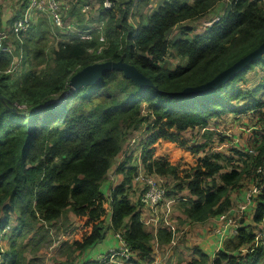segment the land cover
Here are the masks:
<instances>
[{"label":"trees","instance_id":"1","mask_svg":"<svg viewBox=\"0 0 264 264\" xmlns=\"http://www.w3.org/2000/svg\"><path fill=\"white\" fill-rule=\"evenodd\" d=\"M4 1L0 0V29L8 28L25 4V0H17L16 9L4 19L3 12L8 8ZM79 1L86 0H77V4ZM132 1L115 0L110 8L98 7L103 42L95 36L81 40L73 32L55 27L58 40L50 48L51 63L41 68L26 66L30 48L27 41H18L13 35L8 39L16 49L21 48L22 57L11 73L4 71L11 55L0 51V229L10 225L14 213L16 223L11 232L16 235L22 236L23 229L35 222L33 235L39 233L38 237L28 242L37 249L48 233L44 226H67L68 213L86 216V222L91 224L89 232L71 240L65 260L57 264L72 262L75 254L100 241L105 229L125 241L132 252L129 264H151L154 241L163 253L169 240L189 223L204 224L228 211L232 204L230 192L239 186L242 177L253 180L264 152V136L251 150L234 146L226 154L209 149L213 135L210 124L226 114L238 117L247 113L257 121L260 117L264 129V76L259 75L262 82L253 86L239 84L246 81V73L255 65L264 68V53L215 89L197 95L180 92L185 86L209 79L264 39V1L227 0L222 13L199 32L188 35L189 26L180 24L173 36H169L173 27L205 16L217 0H162L143 23L135 26L127 22ZM148 1L135 0L137 6ZM77 4L65 11L62 20L74 14L80 22ZM42 31L52 33L49 27ZM31 35L32 32L28 38ZM101 43L102 48L96 52ZM172 52L184 62L164 64ZM33 53L34 58L42 56L43 49ZM108 59L133 64L151 85L140 86L120 70L112 69L95 84L68 86V78L75 70ZM54 96L59 98L55 100ZM142 126L144 136L135 140L138 152L123 150L127 132ZM194 128L202 131L203 140L186 145L181 132ZM158 138L202 153L181 177L176 165L163 156L152 155L151 144ZM122 150L123 156L113 167L120 178L104 193L101 184L112 160ZM137 160L143 173L175 179L170 187L165 184L163 194L164 199L171 200L169 219L173 207L177 205L179 209L181 223L174 225V234L160 222L153 231L152 224L143 221L149 210L140 201L146 184L136 178ZM251 206L253 222L264 220V184L253 195ZM240 223L234 237L224 240L213 254L195 245L191 248L194 256L176 264H259L264 257V234L257 240L252 226ZM13 241L10 236L9 249L3 251L0 264L26 261L20 250L13 249ZM227 242L233 246L230 248ZM239 246L245 250L237 249ZM232 249H236L234 254Z\"/></svg>","mask_w":264,"mask_h":264},{"label":"rangeland","instance_id":"2","mask_svg":"<svg viewBox=\"0 0 264 264\" xmlns=\"http://www.w3.org/2000/svg\"><path fill=\"white\" fill-rule=\"evenodd\" d=\"M19 1V0H18ZM17 0H5L4 3L7 5V10L5 13V16L8 17L12 14V12L16 9L18 5ZM190 1V0H187ZM264 1V0H263ZM162 0H149L146 2L143 6L136 4L135 0L132 1L130 7H129V15L127 17V22L131 25L135 26L138 22H144L147 14L155 8L159 3H161ZM224 5H227V0H217L214 8L210 10L205 16L195 18L191 21H183L182 23L177 24L175 27L172 28V30L169 33V36H173L178 32L180 24L182 25H188V29L186 30V33L190 35L191 33L199 32L204 27V22L208 20L210 22L211 19H214L217 15L221 14ZM94 8H91L89 10V14L94 16ZM40 19H37L35 21H32L30 23V27L26 32H23L21 36V41L24 42L27 41L28 47L30 48L29 52V58L26 61V66L31 68H41L46 64H50V48L54 47L56 45L57 36L56 31H54V28L49 27V31L52 33H49L48 31H42L43 27H46V22H39ZM32 32L33 35H31L30 38H28L29 33ZM43 34V35H42ZM43 36L35 42L37 37ZM100 45V44H99ZM98 45V46H99ZM97 46V47H98ZM37 48L43 49V55L37 56L36 58L33 57L34 53L33 51ZM97 50V48H96ZM95 50V51H96ZM99 52V51H96ZM33 53V55H32ZM184 58H180L176 54H173L166 57L164 64L168 66L175 65L177 63H183ZM259 75L264 76V68H260L259 66L255 65L254 69H250L246 73V81H242L239 84L243 87H249L252 84L254 85L255 82H262L261 79L257 78ZM257 78V79H256ZM252 85V86H253ZM262 90V89H261ZM264 90V88H263ZM264 93V92H263ZM58 96H54L53 99H58ZM19 107H22V105L18 104ZM264 112V108L262 109ZM260 117H258V121L254 116L251 114H241L238 117H232L230 115L219 117L218 120L213 121L210 124V128L212 129L211 132L213 135L211 136V143L209 144V149L228 153L231 150L230 148H241L242 150H251L252 147L258 142L260 139V136H264V129L262 126V122L260 123ZM213 125V126H211ZM201 130H198L196 128L192 130H185L181 132L180 138L186 139V145L190 144V142H201L203 140V137L201 136ZM144 136L143 134V126L140 127L137 130L134 131H128L126 136L124 137V141L122 143L123 150H134L135 146H137L135 143L140 138ZM133 139V140H132ZM136 140V141H135ZM153 152L152 155L154 157L163 156L165 157L170 163L177 166L178 174L183 177L184 172H187L191 169V167L196 163V156L197 154H201L202 152L193 153L190 152L187 147L179 145L175 141H170L167 139H161L158 138L153 144ZM123 150L119 154H117L114 159L112 160V164L110 169L108 170L106 180H103L101 184V190L106 193L108 189V185L117 181L120 176H116V174L113 171V167L117 161L121 159L123 156ZM135 152H138V148L135 149ZM166 188L170 187L173 182H175V179L170 176H164ZM258 182V178L256 176V173L254 174L253 180L246 178L245 176L242 177L239 180V186L235 189H232L230 192V199H231V209L234 210L237 208V205L243 201V196L247 191H249L253 186H255ZM184 192V191H183ZM134 193L131 192V195ZM133 198V197H132ZM252 202L249 204L248 209V215L242 216L236 220L238 223L239 220L242 219H249L252 220V212L253 208L251 206ZM103 207L107 211V205L105 202H103ZM179 213V209L177 208V205L173 207L172 214H171V223H173L176 226H179L181 223L179 220V216L177 215ZM251 215V216H250ZM15 213L13 217L10 219V225L9 228H6L5 233L0 236V246L2 247L3 251L9 249V241L10 236H13L14 241V247L13 249L23 253L24 258L26 261L23 262V264H57L59 261H64L65 259V253L67 252L66 248L67 245L71 242L73 239H80L81 236L85 233H88L90 230V223L86 222L87 217L86 216H73L70 213H68V217L74 218L70 220V223L67 226H62L60 223L54 227L52 224L48 227L44 226L45 228H48V233L45 237L42 238V241L38 244V248L35 249L31 246L30 242L34 240L36 237H38V234L33 235L35 230V222L29 227V229H23L22 236L16 235L11 232V228L16 223L15 221ZM208 220L202 224L205 227H207L209 222ZM253 222V220H252ZM197 223L188 224L187 228L182 230L177 237H173L174 244L171 248V252L167 259H163V261L160 264H176L177 262H186L190 258H192L193 252L191 251L192 246H195V240L196 236H200L201 232L196 230ZM43 227V228H44ZM209 227V230H211V227ZM179 229V228H177ZM253 232H263V223L258 222L252 224ZM208 230V231H209ZM210 232V231H209ZM208 232V233H209ZM110 230L105 229L104 236L100 239L98 243H96L93 248H91L87 253H90L91 251L101 252L104 254L110 247L114 248L117 246V240L115 235L112 233L110 234ZM108 240V246H102V244L105 243V241ZM212 240L216 241V236ZM110 241H112V244H110ZM114 241V242H113ZM235 242V241H234ZM222 243V242H221ZM220 243V246H221ZM224 244V243H223ZM230 248L233 246L231 243L227 242L226 244ZM198 246V245H197ZM242 247L245 250L244 246ZM86 250V249H85ZM84 250V251H85ZM215 250V249H214ZM83 251V252H84ZM205 252L211 254L213 251V247L209 248L208 250H204ZM231 251H236V249H232ZM64 259L61 260L59 257H62ZM90 260H97L95 256L93 258H90ZM259 264H264V257L259 262Z\"/></svg>","mask_w":264,"mask_h":264},{"label":"built area","instance_id":"3","mask_svg":"<svg viewBox=\"0 0 264 264\" xmlns=\"http://www.w3.org/2000/svg\"><path fill=\"white\" fill-rule=\"evenodd\" d=\"M20 2L23 0H19ZM115 0H100V3L96 0H86L77 4V0H25L23 9L20 11V15L12 20L8 28L2 27L0 29V51L9 53L11 55V60L8 66L5 68V72L11 73L17 66L22 57L21 48L16 49L15 45L8 39L12 35L21 41V36L23 32L28 28L32 21L40 19L39 22H46V27L59 28L62 32H73L81 40H90L93 36L97 38L99 42L104 41L103 35V21L101 18L97 17L98 7L100 8H110ZM77 4L79 7L76 9L77 14L81 15L82 18L80 22H77L76 16L71 15L67 20H62L63 14L68 10L71 5ZM94 8V16L89 14V10ZM215 19V18H214ZM213 19L210 20V22ZM208 20L204 22V25L210 24ZM101 43L96 51L102 48ZM90 50V49H89ZM133 140V139H132ZM137 180L146 184V188L140 195V201L143 205L148 208L149 214L146 218H143L145 223H151L153 226V231L155 230L158 222L167 226L170 229L171 234H174V224L171 223L169 219V209L170 201L169 199H164L163 194L165 190L164 178L162 175L155 173H143L140 166V161L137 160ZM258 182L253 186L247 193L243 196V201L237 205L234 212H223L217 216L220 220L221 230L219 239L215 245V251L220 248V243L222 242V230L229 228V231L234 233L237 227L236 220L242 215L247 213V206L252 202L253 195L259 191V189L264 184V152L262 154L261 162L257 165L255 169ZM7 225L2 226L0 229V236L4 234ZM263 232H257L255 238L259 240L260 235ZM117 246L109 249L104 254L97 256L98 261L105 264H129L128 260L132 256V252L129 250L127 244L122 239L121 236L116 234ZM174 238L172 237L166 244L164 252L161 253L160 247L156 241L152 245V250L154 252V259L152 264H159L163 259L169 254L173 244ZM239 250H244L242 247H238ZM214 251V252H215ZM3 249L0 246V262ZM222 264V263H221Z\"/></svg>","mask_w":264,"mask_h":264},{"label":"water","instance_id":"4","mask_svg":"<svg viewBox=\"0 0 264 264\" xmlns=\"http://www.w3.org/2000/svg\"><path fill=\"white\" fill-rule=\"evenodd\" d=\"M264 53V39L260 41L254 48L244 53L229 65L217 71L213 76L204 82L185 86L180 92L186 95H197L208 92L217 88L221 84L231 79L235 74L244 70L250 63L259 59ZM112 69H118L123 76L130 78L140 86H150V79L140 72L133 64L118 60H101L88 63L75 70L68 78L67 84L70 88L95 84L101 80L103 74ZM0 99L2 95L0 94Z\"/></svg>","mask_w":264,"mask_h":264},{"label":"crops","instance_id":"5","mask_svg":"<svg viewBox=\"0 0 264 264\" xmlns=\"http://www.w3.org/2000/svg\"><path fill=\"white\" fill-rule=\"evenodd\" d=\"M5 11L3 12V17H4V19H5ZM79 15V14H78ZM79 16H81V15H79ZM4 23V22H3ZM4 26L6 25V23H4L3 24ZM3 27V26H2ZM248 209H250L249 208V205L247 206V213L246 214H244V215H242V216H246V215H248L249 213H248ZM229 212H231L232 211V209L230 208L229 210H228ZM241 216V217H242ZM251 216V215H250ZM72 219H74V218H70V220H72ZM210 219V222H209V224H208V226H210L211 227V230H209V227H205V226H203L202 224H198L197 225V227L195 228L196 230H198V231H200L201 232V234H200V236L198 235V236H196V238H194V239H196L195 240V245H198L202 250H208L209 248H212L213 247V251H212V253L211 254H213L214 253V249H215V245H216V243H217V240L219 239V236H220V232L219 231H221V230H217V229H220L221 228V225H220V220L217 218V217H211V218H209ZM240 222H242V223H244V224H246L247 226H252V224H254L255 222H252V220H249V219H242V220H239L238 221V224L240 223ZM241 224V223H240ZM91 225V224H90ZM210 232H209V231ZM111 232V231H110ZM209 232V233H208ZM222 232H223V235H222V237H223V239H222V245H223V241L224 240H229L232 236L234 237V234L232 233V232H230L229 231V228H226L225 230H222ZM110 234H112V232L110 233ZM115 235V234H114ZM214 236H216V241L215 240H212L213 238H214ZM76 239H78V238H76ZM116 240H117V238H116ZM99 242V241H98ZM98 242H96V243H98ZM114 242V241H113ZM96 243H94L92 246H90V247H88L84 252H82V253H80L79 255H77V254H75L74 255V257H73V260H72V262L69 260L68 262H66L65 264H98L97 262H92L93 260H90V258H93L94 256H95V258H97V256L98 255H100V254H102L101 252H99V251H96L95 253H94V251H91L90 253H87L91 248H93V246L96 244ZM110 244H112V241H110ZM102 246H108V240L107 241H105V243L104 244H102ZM112 247H110L109 249H111ZM108 249V250H109ZM107 250V251H108ZM160 250V249H159ZM106 251V252H107ZM171 252V250L169 251V253ZM229 252H231V251H229ZM61 258V260L62 259H64L63 258V256L62 257H59V259ZM65 260V259H64ZM98 260V259H97ZM152 264V263H151ZM160 264V263H159Z\"/></svg>","mask_w":264,"mask_h":264},{"label":"clouds","instance_id":"6","mask_svg":"<svg viewBox=\"0 0 264 264\" xmlns=\"http://www.w3.org/2000/svg\"><path fill=\"white\" fill-rule=\"evenodd\" d=\"M262 223H263V227H264V220H262L261 221ZM263 231H264V229H263ZM260 232V231H259ZM257 233V232H256ZM256 233H254V234H256ZM260 236H262V235H260ZM260 239V238H259Z\"/></svg>","mask_w":264,"mask_h":264}]
</instances>
